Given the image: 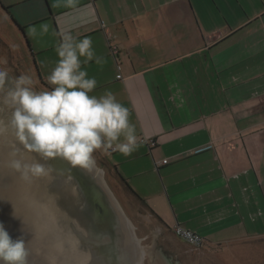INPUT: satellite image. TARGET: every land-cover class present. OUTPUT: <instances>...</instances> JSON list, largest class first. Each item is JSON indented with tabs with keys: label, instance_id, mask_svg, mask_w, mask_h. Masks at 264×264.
I'll return each mask as SVG.
<instances>
[{
	"label": "crops",
	"instance_id": "0c3cea01",
	"mask_svg": "<svg viewBox=\"0 0 264 264\" xmlns=\"http://www.w3.org/2000/svg\"><path fill=\"white\" fill-rule=\"evenodd\" d=\"M0 6L23 30L33 59L56 54L35 65L47 88L65 33L91 37L103 58L84 65L97 80L92 94L111 91L129 109L140 141L129 156L103 157L157 231L152 246H143L151 234L139 238L133 226L147 252L140 264L148 257L153 264H223L219 252H256L251 246L264 239V0H0ZM45 24L48 32L38 36L36 27ZM164 160L169 164L157 169ZM177 226L203 245L177 237Z\"/></svg>",
	"mask_w": 264,
	"mask_h": 264
},
{
	"label": "clouds",
	"instance_id": "9594fccd",
	"mask_svg": "<svg viewBox=\"0 0 264 264\" xmlns=\"http://www.w3.org/2000/svg\"><path fill=\"white\" fill-rule=\"evenodd\" d=\"M40 30L46 33L48 26L41 25ZM56 53L59 59L47 77L50 89L37 90L31 75L10 76L11 69L0 67V103L10 112L4 128L14 137L9 167L25 181L49 171L39 161L28 162L25 152L63 159L69 169L91 171L97 151L129 156L140 146L129 109L111 91L92 94L97 80L84 65L104 62L96 55L92 38L65 33ZM28 257L25 240H13L0 222V264H28Z\"/></svg>",
	"mask_w": 264,
	"mask_h": 264
},
{
	"label": "water",
	"instance_id": "95a60500",
	"mask_svg": "<svg viewBox=\"0 0 264 264\" xmlns=\"http://www.w3.org/2000/svg\"><path fill=\"white\" fill-rule=\"evenodd\" d=\"M9 116L0 103V128ZM13 143L10 129L0 131V222L13 240L24 239L41 262L51 257L54 264H140L142 247L103 169H69L63 159L25 152L28 162L49 169L25 181L9 167ZM28 264L38 262L29 255Z\"/></svg>",
	"mask_w": 264,
	"mask_h": 264
},
{
	"label": "rangeland",
	"instance_id": "374dc122",
	"mask_svg": "<svg viewBox=\"0 0 264 264\" xmlns=\"http://www.w3.org/2000/svg\"><path fill=\"white\" fill-rule=\"evenodd\" d=\"M40 26L36 27L37 29L35 31L38 36L45 34L41 32ZM51 56H56V54L42 55L33 59L24 41L23 34L0 6V67L11 69V72L9 73L10 76H19L22 73L31 75L36 81L37 90H44L48 88L43 83L41 73V78L38 76L35 65L38 68V61H48ZM103 154L105 153L97 151L95 157L97 164L102 163L103 166L107 168L104 174L106 184L133 226L136 228V233L140 236L139 238L145 237L148 232L149 235L151 234V237L142 243L143 246L145 244L151 247L154 236L157 233L154 229V223L149 222L150 217L147 214L144 205L130 194L113 168L107 164ZM251 247L255 248L254 250H256V252H219V254H221L220 258L223 264H264V239L259 240ZM33 251L35 250L30 248L29 255L33 256L38 264H54L51 257H48L41 262L39 258L40 252ZM45 255L47 256L46 253ZM146 263L153 264V258L148 257Z\"/></svg>",
	"mask_w": 264,
	"mask_h": 264
},
{
	"label": "built area",
	"instance_id": "2783aa9c",
	"mask_svg": "<svg viewBox=\"0 0 264 264\" xmlns=\"http://www.w3.org/2000/svg\"><path fill=\"white\" fill-rule=\"evenodd\" d=\"M149 144L150 146H156V142L154 141H150ZM167 164H169V160H164L160 163H156V168L158 169V167H160L161 165H167ZM174 233L177 237H179L182 240H185L187 243L193 246L201 247L204 243V239L202 237L181 226H177L174 229Z\"/></svg>",
	"mask_w": 264,
	"mask_h": 264
},
{
	"label": "trees",
	"instance_id": "16d2710c",
	"mask_svg": "<svg viewBox=\"0 0 264 264\" xmlns=\"http://www.w3.org/2000/svg\"><path fill=\"white\" fill-rule=\"evenodd\" d=\"M27 44H28V43H27ZM48 89H49V88H48ZM113 170L116 172L115 168H113ZM116 174H117V172H116ZM118 177H119V175H118ZM119 178H120V177H119ZM126 188L128 189V191H129L131 194H133L135 197H137L136 194H134L133 191L129 188V186H127Z\"/></svg>",
	"mask_w": 264,
	"mask_h": 264
},
{
	"label": "bare ground",
	"instance_id": "6f19581e",
	"mask_svg": "<svg viewBox=\"0 0 264 264\" xmlns=\"http://www.w3.org/2000/svg\"><path fill=\"white\" fill-rule=\"evenodd\" d=\"M142 252H143V254L147 253V252H145V250H142Z\"/></svg>",
	"mask_w": 264,
	"mask_h": 264
}]
</instances>
